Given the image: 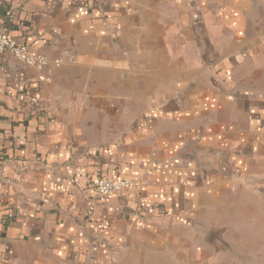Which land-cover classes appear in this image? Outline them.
<instances>
[{
    "label": "crops",
    "instance_id": "1",
    "mask_svg": "<svg viewBox=\"0 0 264 264\" xmlns=\"http://www.w3.org/2000/svg\"><path fill=\"white\" fill-rule=\"evenodd\" d=\"M0 27L47 59L0 56V264H264L236 201L264 178V0H0Z\"/></svg>",
    "mask_w": 264,
    "mask_h": 264
},
{
    "label": "built area",
    "instance_id": "2",
    "mask_svg": "<svg viewBox=\"0 0 264 264\" xmlns=\"http://www.w3.org/2000/svg\"><path fill=\"white\" fill-rule=\"evenodd\" d=\"M9 55L25 66L42 69L47 66V59L41 54H36L28 46L15 45L10 37L0 27V56ZM135 184L134 180L110 181L103 178H97L92 186L98 196L109 198L121 192L127 187Z\"/></svg>",
    "mask_w": 264,
    "mask_h": 264
},
{
    "label": "rangeland",
    "instance_id": "3",
    "mask_svg": "<svg viewBox=\"0 0 264 264\" xmlns=\"http://www.w3.org/2000/svg\"><path fill=\"white\" fill-rule=\"evenodd\" d=\"M253 63H255L256 66H253L254 65ZM250 64L252 66H248L247 70L249 71L255 70L256 76L252 82L246 84L247 89L250 90L251 92H255L256 94L262 95L264 100V38H263V47L261 51L257 52V59L251 60ZM263 176H264V171H263ZM242 188L244 190L241 193H239L240 198L237 199L236 201H239L241 203L261 204L264 207V178L258 179L257 177L255 179V176H249V178L246 179L245 184L242 186ZM220 220H222V216ZM235 234H238V232H236ZM236 244L237 243H233L232 247L236 246ZM259 245L256 253L260 255L262 254L263 259H258L256 261L252 260L253 262H259V261L264 262V247L260 249L261 246Z\"/></svg>",
    "mask_w": 264,
    "mask_h": 264
}]
</instances>
